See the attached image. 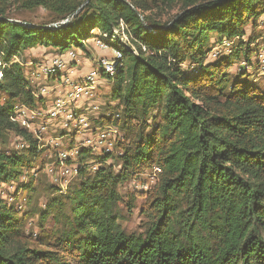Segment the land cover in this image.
Listing matches in <instances>:
<instances>
[{
  "label": "trees",
  "instance_id": "trees-1",
  "mask_svg": "<svg viewBox=\"0 0 264 264\" xmlns=\"http://www.w3.org/2000/svg\"><path fill=\"white\" fill-rule=\"evenodd\" d=\"M20 4L43 8L51 21L15 20L0 7V135L28 143L0 149V182L23 178L22 189L32 190L45 162L37 140L10 119L17 105H43L16 59L36 47L86 51L94 31L111 34L120 21L130 45L121 47L109 78L114 105L96 119L120 130L121 155L93 157L102 162L97 171L79 169L78 183L65 194L51 185L59 195L38 215L37 233L26 235L19 209L0 198V264H264V90L248 80L250 72L230 75L233 61L250 64L264 0ZM248 26L253 34L243 40ZM211 37L220 44L236 38L237 46L207 60ZM91 156L79 152L81 162ZM109 159H116L117 172L103 162ZM154 166L160 173L143 207L147 227L128 234L119 210L136 195L124 185Z\"/></svg>",
  "mask_w": 264,
  "mask_h": 264
},
{
  "label": "built area",
  "instance_id": "built-area-1",
  "mask_svg": "<svg viewBox=\"0 0 264 264\" xmlns=\"http://www.w3.org/2000/svg\"><path fill=\"white\" fill-rule=\"evenodd\" d=\"M257 24L259 28L264 29V14L258 18ZM123 29L124 23L120 21L119 26L114 27L111 34L96 31L97 36L92 40L93 47L108 51L109 56L99 58L94 66L83 73L77 74V70L73 67V63L79 62L76 49L60 54H49L45 57V62L38 66L33 67V63L29 62L32 67L25 72V78L30 81L34 89L35 98H41L45 107L41 105L28 108L17 105L10 119L37 140L40 149L43 146H50L57 150L54 162L46 163L43 171L51 183L59 188L60 193L66 191L72 180L77 177L79 169L86 168L95 172L102 164L96 160L81 162L79 152L82 148L87 149L94 157L107 154L121 155L120 150L116 149V145L122 139L120 130L113 125H100L94 121L101 111L97 99L99 90L105 82L110 83L109 78L115 75L122 59L121 47L130 45ZM236 41V38H222L221 44L231 46ZM110 46L113 48L109 49ZM251 47L254 48V54L250 64H246V68L248 71L254 70L251 71L253 81L260 82L264 87V33L259 35ZM214 50L215 52L210 53L212 59L219 55L218 50ZM19 64L21 65L20 62ZM192 70L195 72V68ZM51 79L52 85H45L39 89L34 85L36 82ZM54 91L57 93L51 96ZM92 117L95 118L94 121ZM55 122L59 123L64 135L54 139H44L43 135L48 132V127ZM71 127L73 131H70ZM75 134L80 141L72 147L64 148L61 140ZM15 138L19 142L20 149L28 147L22 136ZM111 161L109 159L103 162L108 164ZM159 173V167L154 166L151 169L149 175L151 182L156 183Z\"/></svg>",
  "mask_w": 264,
  "mask_h": 264
},
{
  "label": "rangeland",
  "instance_id": "rangeland-1",
  "mask_svg": "<svg viewBox=\"0 0 264 264\" xmlns=\"http://www.w3.org/2000/svg\"><path fill=\"white\" fill-rule=\"evenodd\" d=\"M7 6L1 7L6 11V14L8 17H11L13 19H17L19 21H30L33 23L37 22H48L51 21V18L49 17V12L44 10L43 8H35L33 10H26L21 7L20 0H7ZM176 10H173L171 13L173 14ZM51 25H54V23H51ZM95 36H97V32L94 31ZM246 35L243 38L244 40L249 37V35L253 34V31H251V27L248 26L245 31ZM264 29L259 28L258 24L256 28L254 29V34H263ZM94 36V37H95ZM94 37L90 38L86 42V51H80L76 49L79 55V62L73 63V67L77 70V74L83 73L84 71L88 70L91 66L95 65V62L105 56H109L108 51L104 50H98L95 49L92 45V40ZM210 45H212V50L207 55V60H214L211 58V54L214 49L218 50L219 55H228L229 49H235L237 46V42H235L231 46H223L220 45L219 42L215 43V37H211L209 40ZM37 51L34 52H23L18 59H16L18 62L21 63V66L23 67L24 75L27 70H30L32 66L29 65V62L33 63L34 66H38L41 63L45 62V57L49 56V54H60L59 52H56L55 50L51 48H45V47H39ZM113 46H110L109 49H112ZM229 48V49H228ZM254 49V48H253ZM82 52V54H81ZM64 53V52H63ZM218 55V56H219ZM217 56V57H218ZM216 57V58H217ZM253 57V56H252ZM215 58V59H216ZM239 61H233L232 68L230 69V75L234 76L237 75L239 70H244L246 72H250L252 70H249L246 68V62H240ZM244 63V64H243ZM187 67V65H186ZM254 72V70L252 71ZM249 81H252V75L248 78ZM257 84L260 86V82H257ZM35 87L37 89L45 87V85H52V79L49 81H40L34 83ZM261 89L264 90V87L261 85ZM111 90V82L107 83L105 82L102 87L99 90V96H98V104L100 106V110L104 115H108V111L106 109L112 108L114 103L108 102V97ZM57 93V91H54L51 96H54ZM43 107H45V103L43 102ZM101 111L99 113H101ZM98 116V115H97ZM95 119L92 117V120ZM94 121V120H93ZM150 119V123H151ZM96 123V120L94 121ZM153 122V121H152ZM97 124V123H96ZM70 131H73L72 127L70 128ZM64 135V131L61 129V126L58 122H55L51 124L48 127V132L43 135L44 139L47 138H58ZM62 144L64 148L72 147L75 144H77L80 139L78 138V135L75 134L74 136L65 137L62 140ZM18 141L15 138L13 134H2L0 135V149L7 152H13L21 150L18 146ZM43 153L41 155V159H44L45 166L46 163L54 162L57 154V150L53 149L50 146H43ZM117 149V148H116ZM93 155L87 159V161L95 160L93 159ZM108 165H113L112 170L114 172H117L119 169L118 163H116V159L109 162ZM40 168L39 162H36L33 166L34 170H38ZM32 170V172L34 171ZM151 169H146L141 173L133 175L124 185V192L135 194V200L132 203L131 207H128L125 205V203L120 207V214L123 217V228L124 231L128 234H142L146 227H147V219L145 215L143 214V207L145 205L147 197L150 196L151 191L155 187V183L151 182L149 175H150ZM32 183H31V189H22L21 184L27 183L28 180L26 179H19L16 181H3L0 182V198L5 201L8 205H14L17 209H19L20 217L23 218L24 221V229L26 235H31V233H37L38 228H36V222L38 219V215L43 211L45 203L52 197H57L59 193H55L54 190L51 189V180L49 177H47L43 171V167L34 177ZM78 183V179L76 177L72 180L70 185H76ZM55 186V185H54ZM63 192L62 194H65ZM61 195V194H60ZM61 206L65 205V209H67V202L64 200V198L61 199ZM128 202V200H126ZM60 206V207H61ZM21 207V209L19 208ZM49 227V224H47ZM70 264H75L74 262H70Z\"/></svg>",
  "mask_w": 264,
  "mask_h": 264
},
{
  "label": "crops",
  "instance_id": "crops-1",
  "mask_svg": "<svg viewBox=\"0 0 264 264\" xmlns=\"http://www.w3.org/2000/svg\"><path fill=\"white\" fill-rule=\"evenodd\" d=\"M42 48V47H41ZM38 49H40L39 47H36V48H32V49H29V50H26L24 52H34V51H37ZM25 76V75H24Z\"/></svg>",
  "mask_w": 264,
  "mask_h": 264
},
{
  "label": "water",
  "instance_id": "water-1",
  "mask_svg": "<svg viewBox=\"0 0 264 264\" xmlns=\"http://www.w3.org/2000/svg\"><path fill=\"white\" fill-rule=\"evenodd\" d=\"M71 17H72V16H70V17H68L66 20H64V21L62 22V24H63V23H66ZM54 25H56V24H54Z\"/></svg>",
  "mask_w": 264,
  "mask_h": 264
}]
</instances>
